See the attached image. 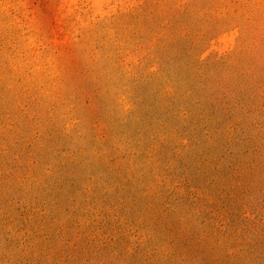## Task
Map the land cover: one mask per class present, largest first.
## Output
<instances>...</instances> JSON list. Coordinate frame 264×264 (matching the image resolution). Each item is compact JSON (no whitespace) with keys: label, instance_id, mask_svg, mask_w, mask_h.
Segmentation results:
<instances>
[{"label":"rangeland","instance_id":"1","mask_svg":"<svg viewBox=\"0 0 264 264\" xmlns=\"http://www.w3.org/2000/svg\"><path fill=\"white\" fill-rule=\"evenodd\" d=\"M263 153L264 0H0V264H264Z\"/></svg>","mask_w":264,"mask_h":264},{"label":"trees","instance_id":"2","mask_svg":"<svg viewBox=\"0 0 264 264\" xmlns=\"http://www.w3.org/2000/svg\"><path fill=\"white\" fill-rule=\"evenodd\" d=\"M258 152L260 151H255L256 154ZM261 162L252 157L243 163L236 164L231 169L224 167L223 171L221 167H213L208 172L202 173L207 181L206 189H209L205 193L211 195L214 201L212 206L222 205L220 209L227 207L230 210L235 209L232 211V215L238 213V216L231 220L228 219L224 223L225 219L220 218L221 226L225 229L221 236L228 235L227 222L236 221L237 233L239 234L237 239L241 240L244 237L242 234L250 232L249 230L255 226L257 227L252 228L255 231L250 232L255 236L252 238V243H259V239L264 238V161L261 160ZM247 177L250 178L247 179ZM222 178L225 179L222 181ZM215 207L214 209H216ZM252 208H257V212L254 216H249L247 212H250Z\"/></svg>","mask_w":264,"mask_h":264}]
</instances>
